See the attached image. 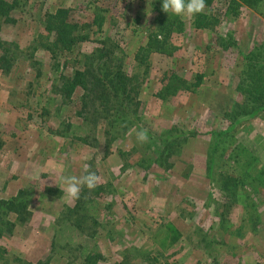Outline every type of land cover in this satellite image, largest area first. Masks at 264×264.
Wrapping results in <instances>:
<instances>
[{
    "label": "rangeland",
    "instance_id": "1",
    "mask_svg": "<svg viewBox=\"0 0 264 264\" xmlns=\"http://www.w3.org/2000/svg\"><path fill=\"white\" fill-rule=\"evenodd\" d=\"M22 1L14 23L0 19V41L18 58L0 70V200L18 196L24 214L5 218L0 264H264V0H209L214 31L177 16L178 49L142 68L133 57L169 15L162 0ZM58 8L87 39L52 59L36 36ZM95 12L108 19L101 32ZM107 36L118 42L103 49L135 79L137 109L103 71L87 90L62 93ZM165 74L202 83L163 102ZM175 121L182 131L159 139ZM85 163L101 181L70 200L61 177Z\"/></svg>",
    "mask_w": 264,
    "mask_h": 264
},
{
    "label": "trees",
    "instance_id": "2",
    "mask_svg": "<svg viewBox=\"0 0 264 264\" xmlns=\"http://www.w3.org/2000/svg\"><path fill=\"white\" fill-rule=\"evenodd\" d=\"M22 4H24L22 0H0V19L2 22L8 23L11 21V23H14L16 21L15 18H10L9 14L11 11L19 9ZM205 5L206 7L209 6V0H205ZM170 15L171 14L159 15L160 18H158L156 22L157 33L149 35L146 45L140 47L134 54L133 63L138 67L142 68L147 66L150 56L153 53L170 57L173 52L178 49L171 44V39L174 34L178 35L182 32L183 23L177 16ZM157 17L153 19L156 20ZM193 18V26L195 29L215 30L214 23L206 15V12L196 14ZM107 20L105 14L95 12L91 26L95 27L97 32H101ZM113 23L114 22H109V26ZM40 24L42 30L36 36L37 46L47 50L51 54L52 59L60 52H70L73 48L87 39L86 36L76 33L74 26L70 22V9L68 8H58L52 13L45 12L44 15H42ZM114 31L115 30H113V33ZM117 31H119L118 28ZM117 31H115V33ZM113 41L118 42L117 39L113 40L111 36H107L103 40L102 47H95L87 53L85 57L86 64L83 65L82 69L75 70L74 76L68 79L67 83L63 86L62 93L65 97H70L75 89L78 88L82 91L87 90V80H90V78L95 79L100 75L101 71H103L108 77L110 86L117 90L116 93L118 92V95H121L124 104H129L131 107L134 106L136 109L139 107V91L134 88L135 84H133V81L135 79L128 75L123 64V59L115 50L103 49L106 45L107 47L110 46V42L112 43ZM2 44L4 43L0 41V70L8 73L11 71V68L18 58H16L17 55H10V60L8 57L9 54L7 53L8 49ZM112 46V48L116 50L123 51L119 43L112 44ZM101 78H103V76ZM201 83L202 76L200 75H196L194 80L189 82L188 80L174 81L165 74L160 80L161 88L155 93V96L160 101L168 102L169 98L175 97L178 93L195 92ZM83 99L85 98L83 97ZM183 126L185 125L182 121L172 122L165 130L163 129L160 131V136L158 137L159 139L160 137L161 139H163V137L165 139V135H168L166 137H173L175 136V132L180 133L182 131L181 128ZM19 203L21 204L18 196L9 200H0V236L5 226H8V230H10L11 223L9 222V224H7L5 220V218L8 219L9 214H15L18 220L20 218L23 219L24 214L19 210ZM92 258L93 256H89L88 260Z\"/></svg>",
    "mask_w": 264,
    "mask_h": 264
},
{
    "label": "clouds",
    "instance_id": "3",
    "mask_svg": "<svg viewBox=\"0 0 264 264\" xmlns=\"http://www.w3.org/2000/svg\"><path fill=\"white\" fill-rule=\"evenodd\" d=\"M205 7V0H162V11L176 16H194L203 12ZM136 138L139 143H146L148 141L147 130L137 131ZM89 168L90 166L85 163L82 166L80 176L61 177L64 185L61 190L68 199H79L82 188L86 187L88 190H93L99 185L101 177L90 171Z\"/></svg>",
    "mask_w": 264,
    "mask_h": 264
}]
</instances>
